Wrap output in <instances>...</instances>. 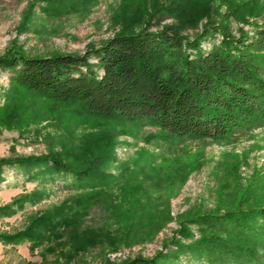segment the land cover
Here are the masks:
<instances>
[{
    "label": "rangeland",
    "instance_id": "1",
    "mask_svg": "<svg viewBox=\"0 0 264 264\" xmlns=\"http://www.w3.org/2000/svg\"><path fill=\"white\" fill-rule=\"evenodd\" d=\"M232 1L0 0V57L84 55L116 35L165 28L193 40L206 24L223 23V15L232 35L244 32L250 44L264 30V0H235L233 11ZM221 41L209 31L200 48L207 53ZM253 53L264 79V50ZM13 75L0 66V264L156 260L177 243L213 233L197 221L264 206V124L236 129L223 141L177 139L146 122L50 102L14 85ZM45 156L94 162L106 183L86 196L70 188L69 178L52 181L42 168L18 163Z\"/></svg>",
    "mask_w": 264,
    "mask_h": 264
},
{
    "label": "trees",
    "instance_id": "2",
    "mask_svg": "<svg viewBox=\"0 0 264 264\" xmlns=\"http://www.w3.org/2000/svg\"><path fill=\"white\" fill-rule=\"evenodd\" d=\"M248 2L257 5V0ZM231 4L233 11L238 2ZM223 18L221 24L204 26L205 34L222 36L220 45L207 53L200 48L205 34L190 40L165 28L116 35L84 55L28 58L11 54L0 57V66L14 72V85L66 108L107 120L146 122L172 138L223 141L236 129L264 124V79L253 53L264 50V30L257 29L253 41L246 44L245 33L234 37L224 22L227 16ZM91 57L97 62L90 63ZM18 163L42 168L52 181L69 178L70 188L86 196L97 194L107 178L94 162L71 165L60 156ZM196 223L210 224L213 233L191 245L177 243L176 250L156 260L137 258L123 264H179L182 259L264 264V206L247 205ZM214 228L228 236L214 233Z\"/></svg>",
    "mask_w": 264,
    "mask_h": 264
}]
</instances>
